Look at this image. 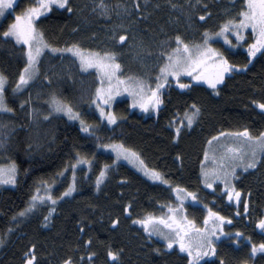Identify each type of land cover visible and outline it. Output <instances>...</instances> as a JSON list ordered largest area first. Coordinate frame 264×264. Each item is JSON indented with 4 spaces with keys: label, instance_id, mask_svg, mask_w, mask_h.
I'll return each mask as SVG.
<instances>
[{
    "label": "trees",
    "instance_id": "trees-1",
    "mask_svg": "<svg viewBox=\"0 0 264 264\" xmlns=\"http://www.w3.org/2000/svg\"><path fill=\"white\" fill-rule=\"evenodd\" d=\"M25 1L31 0H18L15 11L23 10ZM97 1L69 0L71 13L55 6L51 12L38 18L37 27L43 31L48 43L57 48L67 43H80L77 37L92 42L88 38L94 34L98 37L95 42L102 43L100 40L106 33L96 27L86 29L83 26L84 20L91 17L89 11ZM228 1L203 0L196 7L199 10L197 16L209 14L198 24L194 22L196 41L203 40L205 30L212 33L219 29L220 22L228 19L222 16L220 5ZM230 1L239 8L237 2L240 0ZM119 2L127 5L131 0ZM161 2L167 7L157 8ZM187 2L188 6L185 5ZM150 4V17L142 22V29H147V34L160 43L164 38L158 41L161 34L158 28L170 31L167 28L177 15L173 5L190 9L193 1L151 0ZM223 10L227 11V8ZM11 18L13 15L8 14L2 21L0 33ZM146 21L149 22L147 25ZM96 23L100 28L105 27V23ZM220 47L230 63L248 64V68L226 73L216 90L204 81L181 77L180 82L190 84V87L182 89L176 81H169L160 90L163 103L148 116L131 112L128 101L119 100L113 107L117 122L109 127L82 105L78 110L79 121L83 119L89 123L93 129L91 132L85 133L79 121L51 115L38 133L29 125L27 89L13 91L26 63V48L16 44L14 38L0 35V73L7 77L5 97L8 106L14 109L0 114L7 123L6 128H12L2 158L5 163L14 162L17 166L15 185L0 188V264H25V253L30 251L36 256L34 264H63L69 257L73 264H188L185 254L177 249L167 250L162 242L147 235L144 228L135 223L148 214L161 216L174 200L172 188L176 185L198 196L199 205H187L189 219L202 224L207 208H211L232 221L223 225L224 232L229 235L217 242L216 255L204 259L201 264H220L221 259L224 264H264V252H251L252 244L264 242V230L257 226L258 220L264 218V159L256 168L239 172L234 179L241 192L239 205L235 199H227L219 184L207 189L201 183L205 148L212 137L225 131H242L245 127L253 135L264 132V110L253 103L264 102V56L258 53L249 64L247 48ZM62 85L61 88L55 83L47 86L50 89L47 97L54 94L64 100L68 92L70 99L72 93L68 89L73 86L67 81ZM22 101L26 103L22 105ZM193 103L200 109L196 122L192 128H180L177 137L175 123L191 110ZM112 143H123L138 152L145 164L161 172L169 184L149 181L128 165L119 163L107 170L97 190L96 178L101 165L112 161L111 155L98 151V148ZM78 155L90 161L88 177L91 181H78L80 184L76 185V190L61 198L72 179L70 165L76 163ZM76 166H79L76 175L86 170L82 163ZM47 185H51L56 203L52 204L50 200L38 202L36 208L21 215L33 195H45ZM244 201L248 202L247 213ZM129 205L126 212L125 206ZM52 207L54 214L49 224L43 226ZM117 219L118 223L113 225L112 220ZM89 240L90 245L86 243ZM109 251L118 253V257L113 260ZM89 253L94 255L89 257Z\"/></svg>",
    "mask_w": 264,
    "mask_h": 264
},
{
    "label": "snow or ice",
    "instance_id": "snow-or-ice-1",
    "mask_svg": "<svg viewBox=\"0 0 264 264\" xmlns=\"http://www.w3.org/2000/svg\"><path fill=\"white\" fill-rule=\"evenodd\" d=\"M16 0H0V17H4L6 13L11 14L15 11L14 5ZM53 6H58L61 9H66L69 13L72 8L69 6V0H34L33 3L25 7L21 12L15 15L14 20L8 25L7 29L0 33L5 38H14L16 44L26 46V63L23 70L20 72L14 92H18L34 81L40 71V61L46 49L51 52H71L79 60L80 67L87 71L88 69H95L99 74V85L95 90V95L92 98L93 103L99 109L100 116L106 117L109 124L117 122V116L106 108L111 104L112 99L119 92H128L133 99V106L139 105L140 108L148 111L149 107L157 109L162 103L161 89L168 83L169 77H175L176 83L180 88H189L190 84L181 83L180 77L186 74L193 81H204L213 90L221 84L225 79L226 73H231L235 69H247L248 64L234 65L230 63L228 57L220 50L214 48L209 44L210 35L222 36L224 42L232 45L230 35H234L237 43L245 41V32L250 29L254 37L251 43L247 44V55L249 57V64L259 53L264 56V0H242V7L236 18L225 21L220 30L214 34L208 33L205 30L203 40L201 43L189 44L177 35L175 37L176 46L167 52L166 62L160 66L159 74L156 76L155 87L145 80L136 77H121L118 73L121 70V64L118 62L117 53L105 51L103 53L85 50L76 44L66 48H57L48 43L45 39L43 31L37 27L38 18L46 13L51 12ZM176 5H173L175 7ZM99 8L107 12L108 6L100 0ZM138 7V5H137ZM204 19L203 16L200 17ZM120 41L125 40V36L119 37ZM47 79V77H45ZM7 77L0 73V111L13 112L7 104L5 97V83ZM162 81V82H161ZM106 82V83H105ZM26 103L22 101V105ZM258 107L264 110V102H256ZM51 110L57 113H65L70 119H79L80 113L76 111L73 106L53 96L50 100ZM200 112L199 107L193 103L191 110L185 112L186 124L191 127ZM51 114V113H49ZM80 125L85 133L91 132L92 126L86 125V122L81 119ZM181 129H176L177 137ZM225 138L223 144H218L217 148L213 150L212 159L215 162L213 168H205L202 166L201 173L204 183L207 187L212 188L217 180H223L224 188L227 191L229 200L235 201L239 205L241 201V192L237 190L232 180L236 178L237 169L243 168L247 171L250 168H256L257 163L264 159V132L258 135H253L248 128L242 131L217 134V137H212L209 140L211 145L217 138ZM230 138V139H229ZM4 140L0 139V144ZM106 148H111L116 152L117 159L123 157L132 163H135L138 168L144 171L146 176H149L154 181H161L164 184H169V181L163 177L162 173L155 168H149L141 158L140 154L131 148L125 147L123 143H112L103 145ZM217 152L219 153L217 155ZM205 159H208V151H205ZM80 163H89L85 157H80L76 163L71 164L72 169V183L61 194V198L70 196L76 190V165ZM108 165L104 166L107 169ZM102 169L99 176L96 178V187L99 190L102 178L107 175V172ZM17 166L13 162L10 166L5 167L0 165V184H15L16 183ZM59 175H63L60 172ZM55 182V181H53ZM47 182H42L46 184ZM51 185L45 187V195H33L31 202L26 210L21 211L24 215L26 211H30L37 207V203H46L52 201L56 203V199L50 191ZM173 191L177 195L180 204L177 207L168 206L170 215L155 216L148 214L144 219L138 221L144 228L145 232L160 236L166 243L165 247L172 249L173 245H179V250L182 253H187L188 264H201L205 256L216 255V245L221 236H227L223 230L225 222L231 224V218L222 216L219 212L207 208L208 215L204 218V227L196 226L194 220H189L186 215H178V208L183 209V202L187 197H191L193 201L198 200V196L194 192H189L186 188H181L176 185ZM39 193L40 189L37 188ZM207 207V206H205ZM129 206H125V211L128 212ZM54 211L53 208L49 212ZM244 211L248 212V202L244 201ZM117 220H112V224L116 225ZM257 226L264 230V218L257 222ZM83 231V227L80 229ZM240 235L239 232L236 233ZM251 239V238H249ZM89 245L91 240L87 241ZM35 248V245L32 246ZM251 252H264V242L259 245L252 244ZM94 253H89V257ZM108 255L115 260L118 253L109 251ZM36 256L34 251L25 253V264H34ZM63 264H73L72 258L63 261ZM220 264H224L221 259ZM246 264V262H245Z\"/></svg>",
    "mask_w": 264,
    "mask_h": 264
},
{
    "label": "rangeland",
    "instance_id": "rangeland-1",
    "mask_svg": "<svg viewBox=\"0 0 264 264\" xmlns=\"http://www.w3.org/2000/svg\"><path fill=\"white\" fill-rule=\"evenodd\" d=\"M150 1L151 0H131L130 3H128L127 5H124L123 4L124 2L119 3V2H113L112 0H103L104 4L108 6L107 12L105 13L103 9L98 7L100 3V0H98L97 2L94 3L93 8L89 11L88 15H91V17L89 19L86 18L84 20L83 26L86 29L91 26L96 27L97 30L100 31L101 33H106L105 37H103L102 39L100 37L101 39L100 42L102 43L97 44L95 42L98 40V37L96 34H94L91 37V39L88 38V41H92V42H87V41H84L81 37H77L76 40L80 43H76V42L67 43L63 45V47H60V48H66L73 44H76L85 50H92V51H97L101 53L105 51L115 52L117 53L118 62L121 64V70L118 73V75H120L121 77H133V78L139 77L145 80L146 82L150 83L152 87H155V84L157 82L156 76L159 74L160 66L166 62V56L164 54L167 52H171V49L176 46L175 37L177 35H180L185 40V42L189 44L201 43L202 40L196 41L197 30L194 29L193 25H195V23L198 24V22L203 21L205 17H207L209 14L204 15L203 20L200 19L201 16L199 17L196 15L199 12V10H197L196 7L203 0H192L193 4L190 7V9H188L189 7L186 9L185 7L175 6V8L177 9L176 10L177 15L175 16L174 21L171 22L170 28H167V30H170V29L171 30L163 31L162 27L158 28V31L161 32V34L158 36V41H160V39L161 40L163 38L164 39L160 43H157V40H154V36L152 37L147 34V29H142V26H143L142 22H144L145 19H149L150 17V13L148 12L149 8L152 9ZM17 2L18 0H16V4ZM33 2L34 0H31L30 2L25 1L24 7H27L29 4ZM237 3L239 4V8L238 6L234 5L230 0L227 3L220 4L221 9H222V12H221L222 16H224L225 18L228 17L227 20L236 18L238 12L240 11L242 7V0L238 1ZM79 5H82V3H79ZM185 5L188 6L189 2L185 3ZM162 7L163 8L167 7L166 3L164 2L159 3L157 8L161 9ZM154 8L156 7L154 6ZM224 8H227V11L223 10ZM21 11L22 10L14 11L11 13L13 15V18L9 20L7 27L14 20L15 15ZM94 14H96V16H94ZM7 16H8V13H6L4 17H0V24ZM97 21L98 22L100 21L103 24L105 23L104 26L106 28L105 27L100 28V26H98V24L96 23ZM224 22L225 21L220 22L219 23L220 25L218 27L219 29L216 31H212V33L210 34H214L218 32ZM145 23L147 25L149 22L146 21ZM153 25L155 24L153 23ZM121 35L125 36L124 41L119 40V37ZM229 38L232 40V45L226 44L222 36L210 35L209 44H211L212 47L218 50H220L221 48L220 46L233 49V50L240 49V48L246 49L247 48L246 44L251 43L252 42L251 40L254 37L252 36L251 31L249 29L245 32V41H240L239 43H237L234 35H230ZM154 48L155 50H153ZM25 57H26V53H25ZM40 73L42 76L39 77ZM45 77H47V79ZM181 77L189 78L186 74H182ZM65 81H67L68 83H71V86L74 87V88L70 87L68 89L69 93L70 94L72 93L74 96L72 97V94H71L70 99H69L68 97L69 95L67 92V97H64V100L62 99L60 100L71 104L76 111L80 110V107H82V105H86V108L88 107L86 111L88 113L94 112L97 115L101 123L106 124L109 127L114 125V124H109L107 122L106 117L100 116L99 109L96 107L95 103H93L92 101V98L95 95L96 88L100 86L99 85V74L95 71V69H88L87 71H84L80 67L79 60L75 56H73L71 52L53 53L51 52L50 49H46L40 61V71H39L38 76L35 78L34 81H31L28 85L24 87L27 89V96H28V111H29V118H30L29 125H31L34 128L35 132L39 133V131L43 129V125H44L43 123L47 121L51 115H61V116H64L69 121H79V119H70L68 115L65 113H57L51 110L50 100L55 95L52 94L51 96L47 97L46 94L50 90L47 88V86L51 85L52 83H55L57 87L61 88L63 86L62 83H64ZM169 81H176V78L169 77L168 82ZM124 99L128 101V106L131 112H136L137 114L148 116L155 110L149 107L148 111H145L144 109L140 108L139 105L133 106L132 96L128 92L121 91L113 97L112 102L106 108V111H110L114 113L113 111L114 104L117 101L124 100ZM4 113H7V112L0 111V114H4ZM2 118L4 117H0V139L4 140V143L0 144V165L8 167L12 163H5L2 158V155L5 154L6 147L8 145L7 139L10 133L12 132V128H6L7 123ZM195 122L193 123L191 127H188L186 124L185 116L183 117L181 116L178 118L177 122L175 123V130L178 127L179 128H182V127L192 128ZM86 125H90V124L86 123ZM233 132H238V131H225V133H233ZM214 137H217V135ZM224 142H225V138H220V137H218L217 141H214L211 145L209 144V141H208L206 148H205V151L206 150L208 151V159H205V153H204L203 164H202L203 167L210 169L215 166V162L212 159L213 150L217 148L218 144H223ZM98 151L107 153L111 155L112 157V161L110 163L103 162V164L101 165V169L99 170V173L102 169H104L105 165H108V168L104 169L107 172V170H109L110 168L115 167L119 163H123L131 167L133 170L141 174L144 178L148 179L149 181L161 182V181H154L149 176H146L144 174V171L141 168H138L135 163H132L129 160L124 159L123 157L117 159L116 152L111 148L99 147ZM218 154L219 153L217 152V155ZM82 166L86 170L83 173H78L76 175V177L78 176L77 179L75 177L76 185L80 184L78 182L80 180L81 181L82 180L91 181L90 179L91 177H88L89 171H90L89 163H82ZM78 169H79V166H76V170ZM251 169H254V168H250L248 170H251ZM239 172H245V170H243V168H238L237 174ZM70 176L72 177V172ZM200 177H201V183L205 188L212 189L214 188L215 185L219 184L221 186L222 192L226 194L227 196V191L224 188L223 180L215 181L213 184V187L209 188L204 183L201 172H200ZM104 178H102V181ZM72 179L69 181L68 185L72 183ZM232 183L234 184V179L232 180ZM14 185L15 184H0V188L1 187H13ZM173 188H172V193H173L174 200L173 202L169 203L165 207V212L162 215H170L168 211V206L177 207L180 204V201L177 199L176 193L173 191ZM227 199H228V196H227ZM234 199L235 198H233V200ZM233 200H229V201H233ZM187 205L193 206V205H199V203L198 201H193L191 197H187L183 202V209L178 208L177 214L186 215ZM52 208L54 209V207ZM53 214H54V211H51V212L48 211L43 221V224H44L43 226H47L49 224V221ZM207 215H208V212L206 210L205 216ZM204 218H203L202 224L201 223L197 224L195 222L196 226L204 227L205 226ZM189 220H192V219H189ZM135 223L139 226H142L138 222H135ZM145 233L149 235L150 237L155 238L158 241L162 242L165 246L166 242L160 236H157L155 234H149L148 232H145ZM226 237L227 236H221L220 240ZM166 249L167 250L177 249L180 253H182L179 250L178 244L173 245L172 249H168V248ZM183 254L187 256L186 252ZM213 257L214 256L212 255L205 256L203 260L206 258L209 259Z\"/></svg>",
    "mask_w": 264,
    "mask_h": 264
},
{
    "label": "flooded vegetation",
    "instance_id": "flooded-vegetation-1",
    "mask_svg": "<svg viewBox=\"0 0 264 264\" xmlns=\"http://www.w3.org/2000/svg\"><path fill=\"white\" fill-rule=\"evenodd\" d=\"M113 2H119V0H112ZM119 3H121V2H119Z\"/></svg>",
    "mask_w": 264,
    "mask_h": 264
}]
</instances>
